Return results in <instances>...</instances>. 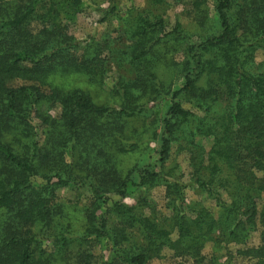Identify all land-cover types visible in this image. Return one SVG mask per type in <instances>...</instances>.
Wrapping results in <instances>:
<instances>
[{"label": "trees", "instance_id": "1", "mask_svg": "<svg viewBox=\"0 0 264 264\" xmlns=\"http://www.w3.org/2000/svg\"><path fill=\"white\" fill-rule=\"evenodd\" d=\"M88 1L0 0V264H264V0H171L191 30L151 0L118 13L123 39L81 41L69 24ZM113 67L103 103L52 83L103 88Z\"/></svg>", "mask_w": 264, "mask_h": 264}, {"label": "rangeland", "instance_id": "2", "mask_svg": "<svg viewBox=\"0 0 264 264\" xmlns=\"http://www.w3.org/2000/svg\"><path fill=\"white\" fill-rule=\"evenodd\" d=\"M149 1L151 0H90L86 3L85 7L83 8V11L81 14L78 15L76 20L69 24L70 25V33L77 39V40H86L90 37H95L97 39H102L107 37L110 41H118V39H123L124 37L120 35L121 32V25L119 24L117 20L118 13H126L127 11L131 9H138V10H153L154 8H151ZM112 7H116L117 11L107 18V20L104 21V16L107 13V11H110ZM190 6L188 3L184 2L182 4H176L175 2L171 0H167L165 4L161 7H159L157 10H153V12L159 16H163L165 21L169 24V26L172 28L176 21H181L184 23L187 29L191 30L192 27L189 26L190 24V18L188 16V8ZM213 13V11H212ZM118 43V42H117ZM122 45H127L126 42L122 41ZM258 62H261L264 60V54L259 53L257 55ZM117 69L116 67H113L111 73L108 76V79L106 80V86L101 88L98 86H94L89 84L86 79L82 76H76L72 75L69 77H55V79H52V83L59 88L63 90H72V89H82L87 91L91 94V96L94 98V100L98 103H103L106 101L107 94L112 86L114 81L119 77V74L121 71ZM59 109L54 108L51 111V114L54 116H59ZM202 144L204 145L206 151H209L212 146V141L209 139L202 140ZM177 162L180 165V168L178 170L179 174L184 175L183 181H188L189 177V169L187 165V161L185 157H180ZM125 167H131V162L127 163ZM135 192V190H134ZM186 196L189 201H201L204 205L211 208L213 212H217L216 207L213 204V201L209 200L206 196L199 195L193 190H190L189 188L186 189ZM141 193H135L134 196H139ZM59 195L63 199L68 200H74L75 199V191L71 189H63L59 191ZM152 196L158 205V208L162 211H164L165 206V190L164 188H157L152 191ZM127 204H133L134 199L128 198L125 201ZM258 238L259 234H255L253 239V244H258ZM233 246L229 247V250L233 251ZM204 255L210 259L213 257H218L220 259H225L227 256V249L225 247L221 249H217L213 246L212 243H209L205 250ZM239 260L240 264H247L244 261L240 259H236V262ZM182 262L183 264H192L193 261L191 259H176L173 257V254L171 251L166 250L163 254V257L159 260H153L149 264H179Z\"/></svg>", "mask_w": 264, "mask_h": 264}]
</instances>
